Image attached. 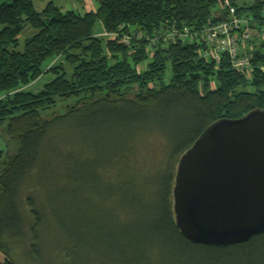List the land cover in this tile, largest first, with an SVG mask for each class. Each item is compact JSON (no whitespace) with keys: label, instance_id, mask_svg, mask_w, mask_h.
Listing matches in <instances>:
<instances>
[{"label":"trees","instance_id":"16d2710c","mask_svg":"<svg viewBox=\"0 0 264 264\" xmlns=\"http://www.w3.org/2000/svg\"><path fill=\"white\" fill-rule=\"evenodd\" d=\"M96 1L95 12L81 14L52 1L37 11L32 0H0V128L7 146L0 151V264H13L9 251L24 248L41 262L40 245L63 220L42 202L51 181L57 185L48 193L80 198L77 239L91 230L103 256L111 245L121 259L120 245L147 248L152 241L176 245L180 256L198 249L214 258L260 253L264 232L225 247L186 240L174 223L172 187L180 156L206 127L264 110V41L247 42L253 48L247 78L225 55L218 64L201 57L200 44L150 45L171 24L199 29L225 19L220 0ZM232 5L258 28L264 0ZM98 26L143 38L123 45L95 37ZM43 74L52 78L27 91ZM145 156L153 158L154 175L140 182L145 163L135 160ZM29 187L35 197H22ZM89 197L126 200L140 217L124 223L116 210L94 209Z\"/></svg>","mask_w":264,"mask_h":264},{"label":"water","instance_id":"95a60500","mask_svg":"<svg viewBox=\"0 0 264 264\" xmlns=\"http://www.w3.org/2000/svg\"><path fill=\"white\" fill-rule=\"evenodd\" d=\"M172 210L193 244L231 246L264 232V110L204 129L177 162Z\"/></svg>","mask_w":264,"mask_h":264},{"label":"rangeland","instance_id":"374dc122","mask_svg":"<svg viewBox=\"0 0 264 264\" xmlns=\"http://www.w3.org/2000/svg\"><path fill=\"white\" fill-rule=\"evenodd\" d=\"M50 1H52L55 6L61 8L62 12L73 10L83 14L97 7L96 0H85L82 4H76L73 2V0H32L34 8L37 11H41ZM26 33L24 35H26ZM24 35H22V39H24ZM52 63H54V61H52L51 64ZM51 78V74H43L38 80L30 83L26 87V90L30 92H38ZM2 136L3 134L0 128V151L6 152L7 146L3 139L4 137ZM12 148L13 147H11L9 151H12ZM142 163L145 164L141 166V169L140 167L138 169L140 173L139 181L145 182L154 175V173H150L153 170L152 156H145V158L142 160H140V158H136L135 165L140 166ZM147 171H149V173H146ZM45 185L46 188L42 194V198L44 199L42 200L43 205L47 206L49 210L53 208L57 209L58 212H60L61 219H63L61 220L62 224L53 225L56 231H51L50 236L46 237V239L40 245V263H37L32 258H30L27 249L24 248L21 249V252H19L17 249L16 251L19 253H15L14 250H8L11 259L14 262L13 264H121L117 261H124L122 262L123 264H128L130 262H133L134 264H264V249H262L260 253L257 249L253 250L251 254L252 256H250L249 259L240 253L232 254L229 257L214 258L207 254L204 255L203 251H200L199 249L197 251H192V254L186 253L185 255L180 256L178 254V247L176 245L168 243L165 244L164 242L160 243L158 241H152V244L148 245L147 248L142 243L120 245V251H124V254H121V259L114 258L117 255V252L115 254V252L112 251L114 245H111L108 248L109 250L107 253L109 255H107V257H112L111 259H107L106 256H103L102 253H99L101 248L94 239L92 240L91 230L85 234L87 236L85 239H77V236L79 233H81V230L76 227L77 224L75 217L77 216V207L81 206L80 198L78 196H73V198L63 197L62 194L58 193L50 194L48 192L51 191V188L57 184L51 181L50 183H45ZM35 191L36 190L33 187H29L28 190L22 192V197L28 194H33L35 197ZM89 200L92 202L94 209H103L105 207V209L110 213L116 210L120 215L119 218L123 220L124 223L130 219L140 217V214L136 213V211L130 209L127 210L126 200H117L113 197L108 200L93 198L92 201L91 197H89ZM141 200L142 196L139 197L138 202ZM120 206H123V209L118 211ZM96 213L97 211L94 212V214ZM111 216L113 215L111 214ZM113 229L115 231H124V225L122 227H115ZM42 237L45 238V236ZM130 251H137V254L141 251L142 254L146 253V255L143 257L139 254V259L138 257L135 258L133 253L129 254ZM64 253L67 254V257L64 256ZM4 257L5 256L0 252V263L3 262Z\"/></svg>","mask_w":264,"mask_h":264},{"label":"built area","instance_id":"2783aa9c","mask_svg":"<svg viewBox=\"0 0 264 264\" xmlns=\"http://www.w3.org/2000/svg\"><path fill=\"white\" fill-rule=\"evenodd\" d=\"M221 7L226 13V18L215 24L202 26L199 29L190 27L177 28L175 24H171L168 31L159 38H150V45L154 46L161 42L169 43H188L200 44L203 46L200 51L201 57L218 64L222 55H225L230 66L235 71L250 77L251 53L252 47L247 45L250 40L257 43L264 41V9L261 11V24L258 28H254L255 23L252 20L239 17L236 15V9L232 5V0H220ZM244 2H256L260 0H237ZM97 38L109 40H117L123 45H129L132 40H141L142 34L139 32H130L128 34L122 32L107 33L104 30L97 32ZM57 62L58 60L55 59ZM52 63V64H54Z\"/></svg>","mask_w":264,"mask_h":264},{"label":"crops","instance_id":"0c3cea01","mask_svg":"<svg viewBox=\"0 0 264 264\" xmlns=\"http://www.w3.org/2000/svg\"><path fill=\"white\" fill-rule=\"evenodd\" d=\"M96 8H97V7L93 8V10H90V11L95 12V11H96ZM97 30H98V32H100L102 29H101L100 26H98Z\"/></svg>","mask_w":264,"mask_h":264}]
</instances>
